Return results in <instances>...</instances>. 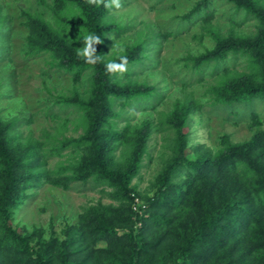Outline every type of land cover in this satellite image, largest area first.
Masks as SVG:
<instances>
[{
  "label": "trees",
  "instance_id": "16d2710c",
  "mask_svg": "<svg viewBox=\"0 0 264 264\" xmlns=\"http://www.w3.org/2000/svg\"><path fill=\"white\" fill-rule=\"evenodd\" d=\"M215 1L219 0H200L182 17L189 22L206 11L203 30H209L216 43L215 49L183 57V68L191 77L197 76L196 84L204 81L209 70L211 77L218 78L216 85L202 93L213 107L252 108L264 100V0H223L235 16L243 14V20L256 21L254 34L232 29L226 36L207 23L212 18L207 11ZM39 4L49 9L54 21L48 22L43 14L22 12L27 31L23 57L44 58L75 85L86 73L91 75L85 94L73 86L71 95L54 97L61 110L83 113L87 125L79 138L65 139L53 149L59 155L68 147L81 151L69 168L72 174L55 177L46 171L40 154L46 144L25 138L20 129L23 121L31 123L27 120L33 115L26 112V117L19 118L10 110L3 115L0 110V264H264V123L260 115L251 116L249 139L233 143L230 135L223 134L216 152L204 145L189 152V133L184 130L192 112L202 108L193 94L176 97L171 110L161 111L157 122L146 119L136 134L128 126L119 129L113 123L122 115L115 111L117 105L138 108L148 104L150 108L166 97L153 85H126L122 73H107L108 62H119L118 57L106 59L107 44L112 37L120 40L128 24L107 21L116 8L97 7L88 0H39ZM3 17L0 28L6 22ZM151 26L162 28L155 23L146 28ZM87 34H97L102 41L95 46L101 56L95 65L77 55ZM138 39L122 54L131 75L133 66L146 57L149 44L142 32ZM232 58L233 64L243 59L244 70L232 72ZM167 128L175 133L162 137L172 155L143 192L134 181L141 175L145 158H151L150 138ZM123 162V167L118 166ZM181 173L185 177L177 182ZM74 183L101 186L100 192L112 203L100 201L86 209L76 223L60 227V235L53 224L48 237L44 228L34 227L25 234L14 227V209L32 196L30 192L48 185L68 190Z\"/></svg>",
  "mask_w": 264,
  "mask_h": 264
},
{
  "label": "rangeland",
  "instance_id": "374dc122",
  "mask_svg": "<svg viewBox=\"0 0 264 264\" xmlns=\"http://www.w3.org/2000/svg\"><path fill=\"white\" fill-rule=\"evenodd\" d=\"M45 1L52 3V0ZM198 1L200 0H121L122 7L118 10L113 9L112 14L107 16V21L122 20L128 24V27L120 40L113 37L109 40L105 49L106 59L119 57L126 48L137 44L140 32L144 34L149 44L150 40L154 39L156 43L152 41L154 43L152 46L147 45L146 57L143 61L133 66V75L128 67L127 71L122 73L123 82L126 85L147 83L166 96L165 99L152 103L153 106L150 108L148 104H142L138 108L134 105L130 108L117 105L115 111L122 112V115L113 123L119 129L128 126L130 132L136 134L142 129L146 119L157 122L161 111L171 110L176 97L193 94V99L199 101L202 108L196 113L192 112L189 126L184 130L185 133H189V152L191 148L200 145L216 152L223 134L230 135L233 143L249 139L253 113L260 115L264 123V100L256 102L252 108L245 105H239L236 108L213 107L209 96L202 93L208 86L216 85L218 78L211 77V70H209L204 73V81L196 84L197 76L194 78L187 74L183 68V57L205 53L216 47L209 30H203L206 25L204 19L206 11L203 15L196 14L192 21L182 19L190 14ZM0 7L2 8L1 17L5 15L6 18L5 24L0 28L1 114L3 115L5 110H10L13 112V117L20 118L26 117L24 113L30 112L33 118L27 121L31 123L23 121L20 127L23 136L46 144L40 150L43 160L47 163L46 171L55 177L69 176L72 174L69 168L78 160L81 151L78 153V150L68 147L59 155L54 153L53 149L59 147V143L65 139H77L83 135L87 118L83 117V113L71 108L61 110L54 102V97L71 95L70 90L73 86H77L79 92L85 94V90L89 88L88 80L91 75L86 73L82 82L75 85L70 76L58 73L45 62L44 58L28 60L23 57L27 31L22 12L43 14L48 22L53 24L54 21L49 9L40 5L39 0H0ZM207 13L212 16L207 23L212 24L214 30H220L222 35H227L232 29L246 35L255 32L256 21L250 17L243 20V14L235 16L232 6L226 1H215ZM75 18L78 17L75 16ZM152 23L160 24L161 30L155 26L147 29L146 25ZM151 31L154 34L157 33V37H153ZM117 46L123 47L124 51L118 52ZM234 60L232 58L229 69L232 72L244 70L246 62L239 59L233 64ZM46 87L51 89V94ZM47 114L54 116L47 117ZM66 120L68 123L63 129L62 125ZM169 130L171 129L155 131L150 138L151 158H145L141 175L134 181L143 192L149 189L155 177L162 171L163 161L172 155L162 139L167 137L168 133L174 137L175 133ZM167 142L169 147L171 141ZM119 154L120 150L115 155L119 156ZM119 161L122 162V160ZM123 164L124 162L118 166L123 167ZM184 177L181 173L177 182H181L180 180ZM102 189L104 188L90 183L86 185L74 183L68 190L48 185L30 192L32 196L14 209V227L25 234L32 232L34 227L44 228L48 237L51 232H49V226L53 224L57 228L55 233L60 235V227L76 223L78 216L86 209L100 201L104 204L112 203L109 197L100 192ZM105 191L111 192L108 188ZM33 240H36V236Z\"/></svg>",
  "mask_w": 264,
  "mask_h": 264
},
{
  "label": "clouds",
  "instance_id": "9594fccd",
  "mask_svg": "<svg viewBox=\"0 0 264 264\" xmlns=\"http://www.w3.org/2000/svg\"><path fill=\"white\" fill-rule=\"evenodd\" d=\"M88 3L99 7L103 5L106 9H120L122 7L121 0H88ZM84 47L77 49V55L82 57L86 63L95 65L101 61V56L96 54V45L101 44L100 36L97 34H87L83 39ZM118 52H123V47L117 46ZM119 62L110 61L106 64V71L109 74L124 73L127 71L128 60L125 55L118 57Z\"/></svg>",
  "mask_w": 264,
  "mask_h": 264
}]
</instances>
